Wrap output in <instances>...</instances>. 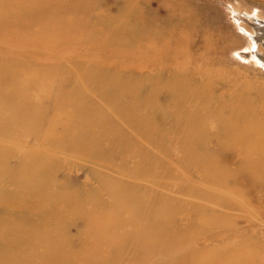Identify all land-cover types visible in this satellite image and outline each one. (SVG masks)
<instances>
[{
	"label": "rangeland",
	"instance_id": "rangeland-1",
	"mask_svg": "<svg viewBox=\"0 0 264 264\" xmlns=\"http://www.w3.org/2000/svg\"><path fill=\"white\" fill-rule=\"evenodd\" d=\"M72 1L33 0L24 10H17L9 7L10 0H0V39H8L19 29H30L50 18L69 25L86 18L90 22L82 38L100 32L103 41V46L98 41L83 46L79 37H74L69 48H48L38 54L31 46L16 48L19 42L0 40V89L17 92L11 105L0 97V145L18 152L8 156L2 170L0 184L6 189L0 188L4 193L0 194V202L12 205L9 213L17 220L42 221L32 215L31 207L45 205L44 200L52 203L58 198V202H63V196L79 195L80 202L72 206L76 208L69 209L75 216L62 227L66 238L62 244L69 259L61 262V255L50 256L52 264H68L69 260H73L71 264H85V260L90 264L93 257L101 254L106 258L103 264H222L230 256L234 261L239 257L236 264H264V183L252 187V177L245 174L225 186L223 181L212 179L210 173V178L201 176L198 163L183 158V151L191 149L190 140L185 141L188 131L201 135L207 129L214 134L219 101H236L237 96L247 97L248 92L252 93L248 98L255 97L258 91L264 93V61H260V56L264 57V35L260 37L258 33L264 31V0ZM86 1L90 2L88 12L83 10L82 2ZM134 10L144 12L147 19L179 13L175 15L176 22L182 24L184 33L177 34L172 44L186 45L190 51L180 55L188 57L184 63L180 59H176V65L169 63L176 76V87L170 90H157L158 83H169L167 67L157 73L160 61L169 62L167 55L151 59L155 61L149 66L138 63V53L117 49L119 43L125 49L131 44L124 26L125 18ZM129 18L136 24V16L130 14ZM53 21L50 24H55ZM198 51L210 57L205 68H214L212 78L199 79L200 75L192 72V54ZM14 61L26 63L28 69L47 70L51 66L56 70L45 79L46 83L40 84L36 105H30L36 94L29 88L37 83L29 75L13 80L2 72L5 68L10 70L9 64ZM90 74H101L102 82L95 88L83 84L82 78ZM204 85L212 86L214 95L213 108L205 115L203 102L192 100L194 91ZM56 94L58 97L54 98ZM189 95L193 96L190 100ZM68 101L71 102L66 104ZM23 103L25 107L21 108ZM39 105L44 118L33 129L30 120L34 109L30 108ZM93 107L97 111L90 109ZM183 118L191 119L186 123ZM7 119L11 127L3 125ZM194 121L195 126L188 128ZM48 140L57 147L46 146ZM78 142L85 145L76 146ZM96 144L103 153H90V147ZM196 151L218 153L231 167H238L241 162L239 153L221 149L213 136ZM30 153H36L31 164L25 159ZM39 156H45V166L40 162L43 158L37 160ZM20 171L26 172L29 182H39L40 187L14 184L13 175ZM222 184L225 188L220 187ZM14 191L27 195L14 197ZM121 200L128 205L124 206ZM153 203L171 207L170 217L136 216L140 206L147 208ZM115 207L121 218L117 221L125 224L126 230H120L112 240L108 234L112 231L98 228V217L94 218L91 211L107 212ZM83 209L89 211L79 212ZM4 214L0 207V216ZM177 233L183 235L182 245L161 250ZM157 234L158 241L153 242ZM247 239L252 245L255 243V249H247ZM32 253L34 250L29 247V252L21 251L19 255Z\"/></svg>",
	"mask_w": 264,
	"mask_h": 264
},
{
	"label": "bare ground",
	"instance_id": "bare-ground-1",
	"mask_svg": "<svg viewBox=\"0 0 264 264\" xmlns=\"http://www.w3.org/2000/svg\"><path fill=\"white\" fill-rule=\"evenodd\" d=\"M10 1L12 5H9V7L15 6L17 10L19 9L24 10L26 7H28L29 3L33 2V0L31 1L29 0V2L27 0H17L19 2L16 3H14L13 0ZM68 3H73V1L69 0ZM82 4H84L83 10L87 9L85 12H88L90 7V2L86 1V2H82ZM73 6L74 4L71 5V8ZM172 9L177 11L180 10L179 8H170L168 10L173 11ZM85 12L82 13L85 14ZM16 14L15 17L19 15ZM130 14L131 16L134 15L138 18L135 20L136 24H134L132 18H129ZM175 15L179 16V13L166 14L163 18L154 16L153 18L147 19L144 16V12H138V11L135 12V10L131 11V13H129V15L125 18L124 27L129 32L127 34L130 35L131 44L135 42L136 46H131V44H129V47L125 49L123 45L119 43L117 48L121 51L127 50V52L133 51L134 53L135 52L138 53V59H139L138 63L142 65L145 64L151 66L152 63L155 61L151 59L157 57H164L165 55L168 56L169 62H164L162 64V62L160 61V68L157 69V73L163 70L165 67H167L168 72L170 73L168 80L169 83L164 86L158 83L157 90H162L165 87L170 90L171 88L176 87L175 86L176 76L173 75L169 63L173 62L174 65H176L175 64L176 59H180L181 63H184V61L187 60L188 57H182L180 55L182 53L185 52L188 53L190 51V49H187L186 45L180 46V45L172 44L173 43L172 41L175 40L177 34L184 33L183 32L184 27L182 26V24L177 25ZM43 16L44 18H49V16L46 15ZM79 19L80 18L74 21V25L73 23L69 25L67 22L57 23L56 21H53L52 18H50V20H45L41 24H35L38 25L35 26L36 28L37 27L41 28V30L38 29L37 32H35L36 31L34 29L35 27L32 26L30 29H28L29 27L19 29V31H17L16 34H13L14 36L9 37L8 39L3 38L0 40L3 43L19 42L16 44V46L12 44V46L16 48L22 47L23 45L31 46L35 52L38 51L37 52L38 54L42 51H45L48 48H51V50H55V51H62L65 48H69V46L74 43V40H76L74 37H79V41H82L84 43L82 44L83 46L88 45L87 43H92L93 41L95 42L98 41L99 46H103V41L100 40L101 39V36L99 35L101 34L100 32L96 34L92 33L90 35V37L92 36L91 38L90 37L88 38V36L82 38V33L84 35L87 33L86 30L89 26L90 20L83 18L81 22H79ZM52 21L55 24L52 23L50 24V22ZM98 22L99 21H95L93 23H98ZM2 25H3V20L0 21V27ZM180 26H182V32L180 31ZM74 28H76L77 30H75L74 32H70ZM258 33L260 34V37L264 35V31H260ZM49 35H51V37H53L54 39L51 40V37ZM70 35L73 36L70 37ZM13 37H17V39L14 41H10L11 39H13ZM87 39L89 40L85 41ZM104 45H110V44L106 43ZM96 52H100L99 49H97ZM192 52L193 51L191 50V53ZM192 55H194V62H193L194 69L192 70V72H194L196 75L199 74L200 75L199 79H203L205 77L212 78L214 68H205L206 64L209 63L210 57L208 55H204L200 51H198V54H192ZM260 58L262 60L260 59L259 60L263 62L264 57L260 56ZM1 65L3 69L4 64ZM9 67L10 70L5 68L2 72H5L4 75L8 74L10 79L14 80L15 77H21V76L24 77L26 75H29L32 78V80H34L37 83L35 87L29 88L31 93L36 94L32 102H30V105L32 106L36 105L35 102L38 101L37 92L40 88V84L43 82L46 83L45 79L48 78V76H50V74L54 72L55 69H53L51 66L47 70H45L42 67H35V69L37 70L28 69L26 63L20 64L17 61L11 62L9 64ZM177 70L182 71L180 69ZM101 74L86 75L84 78H82V80L84 81L83 84L86 86H90V84H92L91 86L95 88L98 82H102L101 80H99ZM183 75L178 80V82L182 81ZM223 79L224 78L222 77L219 80L221 81ZM0 81H2V77L0 78ZM63 87L66 89L65 85H63ZM88 88L90 89V87ZM7 91L8 90L0 89V97L5 100L6 105H11L12 101L17 95V92L16 90L14 91L10 90L8 92ZM255 91L256 88H254L253 93ZM171 93L173 94L172 91ZM251 95L252 93L248 92L247 97L240 94V96H237L236 101L230 99L227 101L218 102L219 103L218 106L221 107H220L219 115L216 119L218 126L214 130V134L210 133L207 129H205V132L201 135L194 134L193 130L188 131V134L185 137V141L187 139L190 140L189 142L191 144V149L188 147L185 151H183V155H184L183 158L185 160L198 163L196 164V166L198 165V169L202 173L201 176L209 177L207 174L210 173V175L212 174V179H214L215 181L216 180L223 181L225 186H229V182H231L232 180H234V182L236 183L238 177H240V175L243 176L245 174L252 177V182H253V184H251L252 187H255L260 182L264 183V158H263L264 156V93L258 91L255 94V97L248 98ZM193 96L195 97L192 100L203 102L202 113L204 115L211 111V109L213 108L212 106L213 104H211L212 103L211 98L214 97L212 93V86L204 85L200 89L195 90ZM193 96L189 95L188 100H190V98H192ZM55 97H58L57 94L54 95V98ZM250 101H253L252 104L248 103ZM70 102L71 101H68L66 104ZM137 102L138 99L136 100V103ZM23 105L24 103L20 104L19 106L23 108L25 107ZM95 108L96 107L90 109L97 111ZM30 109H34L32 113L34 117H32L33 119L30 120V127L36 129V126L42 124V118H44L42 114V109L40 105ZM23 112L24 111L22 110V113ZM24 115L26 114L24 113ZM189 119L191 118H183L184 121L186 120V123L188 122ZM9 120L10 119H7L3 125L11 127V123L9 122ZM21 120L22 119H18V121ZM89 122L90 120L88 119V123ZM194 126H195V121L191 124H188V128L190 129H192ZM211 136L216 137L218 139L221 145V149L224 148L231 149L240 154L241 162L238 165V167H231L228 164H226L223 157L219 156L218 153L213 154L212 152L205 153L201 151L198 153L196 151L197 148L199 149V147L201 148L202 146H204L207 140ZM54 143H55L54 141L48 140V142H46L45 144H47L46 146H51L52 148H56L57 145ZM84 145L85 144L83 142H78V145L76 146H84ZM3 146L4 145H0V150L5 148ZM92 147L93 146L90 147V153L95 152L97 153V155L98 152L103 153L101 151L100 145L96 144L93 148ZM87 150L88 149H83L81 151L86 152ZM16 154H18V152H11L10 150L7 151L6 149L0 152V176H2V170L7 164L8 156L16 155ZM35 155L36 153H30L25 156V159L29 161L31 164V160ZM44 157L45 156H39L37 159V160H41L43 158L40 161L43 166H45ZM13 181L15 182L14 184H18V185L27 184L29 186H33L32 188L40 187L39 182L28 181V175L26 174L25 171H20L18 174L13 175ZM117 183L122 184L120 182ZM224 185L222 184L220 187L225 188ZM0 188L6 189V187L1 184H0ZM247 188H249L250 190L252 189L251 187H247ZM240 193H242V189ZM0 194H4V193L0 190ZM13 195L14 197H18V196L25 197L27 193L14 191ZM117 196L119 198L121 197L119 195ZM63 198L65 199V201L63 202H58L59 200L58 198H56L53 200L52 203L49 200H44L43 204H45L46 206L42 205V206H37L35 208L34 206L31 207L33 208V210L31 211L32 215L36 216V219H41L42 221H35L34 219L33 221H30V219L32 218H26L25 220L24 219L21 220L20 218L19 220H17L14 217H12L9 213L13 209L12 205L7 201L0 202V207H3L5 212L3 216H0V264H52L53 261L50 256L54 257L55 255H61L60 256L61 262H65L69 259L68 258L69 256H67L68 252L65 251L62 244V241L66 239L62 236L63 232L65 233L64 228L62 227H64L65 223L66 224L68 223L67 222L68 220L72 219L75 216L74 213L69 212V209L76 208L72 206H77V204L80 202L79 200L80 198L77 193L68 195V197L63 196ZM123 201L124 200H121V203L124 206L128 205V204H124ZM82 202L84 201L82 200ZM140 202H143V200L141 199ZM155 204L156 203H153L147 206V208H145L144 206H140L139 207L140 210L136 211V216L139 217L141 215L144 218H148L150 214L151 216L157 214L158 216L160 215L161 218L170 217L171 207L155 206ZM116 209L117 208L115 207L114 209H111L107 212L104 211L99 212L94 210L93 213L91 211V215H93L94 218L98 217V219L95 220V222H98L96 224L98 228H105L109 232L112 231L111 233H108L109 235H111L110 237L112 238V240L115 238L116 235H118L119 232L121 231L125 232L126 230L125 224L123 223L119 224L117 221L118 218L119 219L121 218L115 213ZM88 211L89 210L84 211L83 209L80 210L79 212L85 213ZM125 219L130 221V219H128L126 216ZM207 219L208 218H206V220ZM109 227H112V229H110ZM158 235L159 234H157L156 238L153 239V242L158 241L157 239ZM173 239L171 238L169 240V243L165 247L161 248V250H170L171 248L177 249L180 245H182V242L184 241L183 235L181 233H177V235ZM111 244L112 242H110V245ZM29 247H31L34 250V253L27 254V256L19 255V252L21 251L29 252ZM246 247L247 249H255V243L252 245L251 241L247 239ZM107 249H110V247H107ZM101 255H96V256L94 255L95 257H93V260H91L90 264H103L106 261V258H104ZM238 259L234 261L232 256L226 257L225 262L222 264H229V263L236 264ZM75 260H77V258ZM69 261L70 262L68 264H71L73 260H69ZM86 263L89 262L85 260V264Z\"/></svg>",
	"mask_w": 264,
	"mask_h": 264
}]
</instances>
